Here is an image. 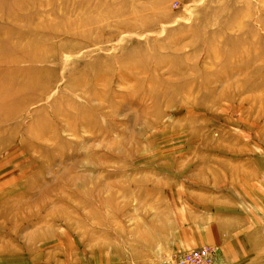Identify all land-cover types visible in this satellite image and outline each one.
<instances>
[{"label": "rangeland", "instance_id": "1", "mask_svg": "<svg viewBox=\"0 0 264 264\" xmlns=\"http://www.w3.org/2000/svg\"><path fill=\"white\" fill-rule=\"evenodd\" d=\"M264 264V0H0V264Z\"/></svg>", "mask_w": 264, "mask_h": 264}, {"label": "built area", "instance_id": "2", "mask_svg": "<svg viewBox=\"0 0 264 264\" xmlns=\"http://www.w3.org/2000/svg\"><path fill=\"white\" fill-rule=\"evenodd\" d=\"M174 264H211L214 261L213 250L207 247L193 250L172 259Z\"/></svg>", "mask_w": 264, "mask_h": 264}]
</instances>
